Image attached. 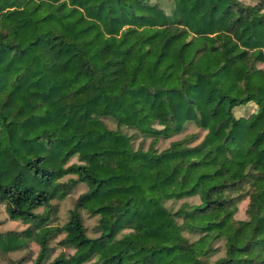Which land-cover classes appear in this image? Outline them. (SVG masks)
<instances>
[{
    "label": "trees",
    "instance_id": "trees-1",
    "mask_svg": "<svg viewBox=\"0 0 264 264\" xmlns=\"http://www.w3.org/2000/svg\"><path fill=\"white\" fill-rule=\"evenodd\" d=\"M0 264H264V0H0Z\"/></svg>",
    "mask_w": 264,
    "mask_h": 264
},
{
    "label": "rangeland",
    "instance_id": "rangeland-1",
    "mask_svg": "<svg viewBox=\"0 0 264 264\" xmlns=\"http://www.w3.org/2000/svg\"><path fill=\"white\" fill-rule=\"evenodd\" d=\"M242 2L246 3V4H253L255 2H257L258 0H241ZM166 5H168L166 2H163ZM236 69H242L241 65L240 64H237L236 66L232 67L231 69V72H230V75H229V79L228 80H225V86L226 88L228 87L230 81L237 77V74H236ZM232 78V79H231ZM107 125L109 126V128H112L114 129L115 125L112 121H110L109 119L105 120ZM198 129L196 127H194L193 125H188L187 126V130L184 132V133H192L194 131H197ZM198 134L200 133V131L198 130L197 131ZM184 133L183 134H179V135H176V136H173L172 138H169L167 140H160L159 143H158V147L160 149L162 148H165L166 146H168V144L173 141V140H177L181 137L184 136ZM140 143V140L139 139H136L134 140V145L135 146H138V144ZM148 143V142H146ZM147 145V144H146ZM75 159H72V161H74ZM67 177H65L64 179H66ZM21 180L23 183L27 184V185H30V186H34V187H38V184L36 182V180H34L33 176H32V173L29 172V171H24L21 175ZM82 190V186L81 185H78L77 187H75L71 192H70V195H68V197L63 200V201H58V205H59V215H58V219L60 220H64L66 218V210L73 204V201L75 199V197L77 196V194ZM182 202H188V203H198V198L197 197H190V198H185V199H182V200H171V201H168L166 203V205L168 207H170L172 210H176ZM245 202L240 204L239 206V211L238 213L236 214V217L237 218H244V208H245ZM83 217H84V223L86 225V227L88 228V234L89 235H93L92 233V228L93 226L95 225V222H94V219L91 218V217H88L86 215V213L84 212L83 213ZM17 241H21V240H17Z\"/></svg>",
    "mask_w": 264,
    "mask_h": 264
}]
</instances>
